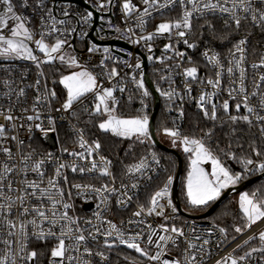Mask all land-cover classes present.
Listing matches in <instances>:
<instances>
[{"label": "built area", "instance_id": "1", "mask_svg": "<svg viewBox=\"0 0 264 264\" xmlns=\"http://www.w3.org/2000/svg\"><path fill=\"white\" fill-rule=\"evenodd\" d=\"M81 1L91 10L71 1L55 2L53 0H42L41 5V0H28L27 6H22L23 0H12V3L16 13L28 21L27 27L33 31L34 39L26 41V43L33 50V54L40 59H45V57L37 49L35 40L40 39L42 32L47 33L49 30L51 25V20L48 18L49 9L56 20L64 21V24L56 25L60 31L45 35V42L52 45L58 38L66 40L67 43L63 45L61 53H59L65 56V61L70 57H74L80 68L87 69L97 78V84L101 88H113V94L117 101L115 112L113 113L115 116L136 118L146 115L150 123L154 99L145 83L144 61H146L150 78L152 79L151 74L155 75L162 83L163 93H174L171 99L167 96L166 99L172 107L173 113L175 112L173 115V120L176 123L175 129L180 132L181 136H187L185 132L187 105L197 106V99L202 92L211 93L215 91L216 95L213 97V102L217 104L218 108L222 109L220 107L222 102L229 100L230 109L233 108L235 110L236 101L229 98L228 89L233 86L231 83L233 80H238V70H234V74L231 76L226 71L224 72L219 90L213 89L206 83H201L200 81L207 78L215 79V72L217 71L205 59L204 52L207 51L209 55L213 53L219 54L221 62L226 69L229 66V60L232 58L230 52L234 51V46L241 39L247 38L245 46L246 59L243 66L246 69L245 85L249 93L254 90V82H259V74L264 73V68L254 69L252 67L254 63L259 62L260 56L264 55V41L259 42V39L254 37L253 34H246L238 39L231 49L225 47L220 49L196 37L194 32L195 22L218 17L234 23L227 13H221L217 10L215 12L206 11L203 16L198 13L194 14L191 20V31L184 38H180L175 35L176 30H173L171 34H155L156 28L160 23L175 21L181 17L183 8L179 3L160 8L159 4L167 3L168 0H158L157 5L149 8L151 15L143 17L144 24L141 27L139 17L146 7L143 4V0H131L136 5L137 11H133L130 14H125L123 10L124 0H112L111 4L103 0L105 7L102 9L97 8L98 2H102V0ZM225 6L231 7V3L229 2ZM253 6L264 8V4H260L259 0H254ZM4 7L0 3V13H2ZM188 7L190 8L191 5ZM65 12L68 15H65ZM88 12H92V17L85 20L84 17ZM94 12L97 14V20ZM237 14L242 18L241 24L260 28L259 35L264 37V28L253 25L250 15L240 10H237ZM245 16L248 18L245 19ZM42 17L44 22H42ZM9 23L11 25V21ZM3 34L10 35V32L5 28L3 29ZM149 34H154L153 39H140V37H146ZM184 39H187L190 44H194L195 47L189 48L183 43ZM112 41L120 42L126 47L117 44L112 45L110 44ZM133 41L138 42L134 43ZM167 45H171V48H166ZM105 48L109 51L105 52ZM90 49L93 50L90 51ZM178 52L184 53L183 57L178 56ZM137 64L140 65L139 68L136 67ZM191 66L198 68L196 81H192L184 75V69ZM63 68L67 69L69 66L66 62H61L58 59L52 63L41 64L38 69L36 63L31 60L0 57V111L8 114L9 110H11L10 114L16 118L13 121H5L3 116H0V124L5 125L7 137L0 138V149L9 148L13 157V159H9L7 154L0 150V171H2L5 163L9 164V166H15L16 171L8 174L7 180L4 181L5 193L15 198L19 193L15 191L8 192V181L12 182L13 189H17L23 187L22 182L25 179L39 180L38 175L32 172L31 168L34 162L41 159L45 160V164L41 169L45 173V183L42 187L46 186L48 177L54 176L55 168L59 162L76 163L87 169L90 167L91 160H96L98 164L101 163L99 160L100 156L111 161L109 166L111 176H102L98 170L73 173L70 168H66L62 170V176H67V182L65 183L62 177H57L59 186L64 190L63 202L71 204V208L67 210L68 215L77 219L84 235L88 236L89 232L95 233L96 228H100V233H96V240L87 239L80 246L79 252L73 251L68 253V255L77 258L82 257L90 261V264H160L159 261L149 260L134 249L120 244L118 240L113 244L112 248L105 247V237L102 233L108 230L109 226L103 221H111L115 224L125 234V238L140 233L141 247L146 248L150 255L160 251L155 244H147L148 235L153 230L156 232L153 240L157 241L160 235L174 236L172 233H165L161 229V225L183 229L184 236L175 238V244L171 241L167 242L164 253L161 256L162 260H179L180 264H186L185 249L188 241L197 246L191 250V253L196 255V261L193 264H216L218 260L229 253H232L234 257H238L244 255L245 252L250 251L253 247L259 248L262 246L258 238L251 240L247 245H243V241L248 236L258 234L259 231L264 230V220L246 229L243 233H238L233 239L227 232L221 233L219 229L222 227L210 222L208 219H194L182 215L173 199L172 187L174 180L169 186V196L160 201L161 204H165L163 215H148L145 212L139 217L134 216L133 213L139 210L140 205H144L145 208L148 207L150 197L153 195L149 194V192L159 183L166 172V160L159 153L151 150L130 165L132 166L143 160L145 167L140 172L127 173L126 169L123 173H119L115 161L105 153L100 138L91 135L90 130H92V127L85 125V121L89 120L87 117H93L98 120V124L101 120L107 118V114L104 116L94 114V104L96 103L94 93H86L68 111L57 110L61 109V105L67 96L64 87L61 86L62 91L58 89L54 76L56 71ZM112 69L117 72L115 77L110 76ZM40 72H43L42 76ZM37 80L40 81L39 85H36ZM5 81L8 83L5 84ZM152 81L155 85L153 79ZM139 82L143 83V88L138 86ZM189 86L191 87L190 93L188 92ZM21 88L24 89L23 96L19 95V89ZM121 88L124 91H120ZM51 90H55L57 93L55 98L48 96V92ZM144 91L148 92L147 96L143 94ZM258 92L264 93V82L261 83ZM38 96L42 98L40 102H37ZM259 99V94L252 97L250 104L258 108ZM131 110H136V115L130 114ZM243 110L246 112L242 107L240 111ZM181 112L183 115H181ZM37 113L40 117L38 120L28 121L26 119L27 116H35ZM90 113L92 114L90 115ZM246 114L248 113L246 112ZM85 116H87L86 119ZM50 120L52 123H50ZM252 121L251 126L263 146L261 151L264 152V134L260 132L261 124L255 120L254 116ZM80 123L85 126H81ZM37 124L41 125V127L37 128ZM29 127L31 130H29ZM53 128L54 130H51ZM46 134L55 135L56 148L53 149L42 139V135ZM81 134L88 145H92L94 142H99L101 145L98 152H93V155L88 157L87 160H81L78 156L69 154L85 152L87 156L86 150L81 148L78 143ZM110 134L113 135L112 133ZM13 136L17 139H11ZM113 136L125 141L137 139L135 136L130 138ZM206 137L205 132H201L195 138H203L205 141ZM18 141H23V145H19ZM150 141L153 143L152 139ZM183 147L182 145V149ZM29 153H31V159L27 161L28 170L26 174L20 173L19 169L24 167V164L21 163V158ZM49 154H51L50 157ZM153 154H155V158ZM252 159L258 163L260 160H264V156L257 157L254 155ZM244 170L245 174L251 177L264 173L257 170L255 165H250ZM133 183L137 184L136 188L131 187ZM76 184L92 185L95 188H100L102 185L107 184L109 188L115 187L118 191L109 196L108 193L101 194L89 189L72 187ZM122 184L126 187L121 188ZM161 188L156 189V191ZM124 192L127 193V196L123 195ZM102 196H109L106 205L101 204ZM128 196L132 197L130 201L127 199ZM167 199H171L172 205L177 209L176 212H173L172 208L167 206ZM120 200L125 201V203H119L118 201ZM0 203H6V201L0 198ZM28 203L36 205L39 202L34 198H30ZM44 204L48 206V201L45 200ZM88 205L90 207L87 208L86 206ZM97 205H100V207L98 208ZM19 210V202L17 201L16 206L13 207L8 215V219L17 220ZM183 211L191 215L198 214L185 208H183ZM97 212L101 213V219H97L95 215ZM31 218V216H28L23 219L29 220ZM88 221H91V223H88ZM45 230H47V225H45ZM8 231L9 229L6 227H0V256L7 249V245L3 241L15 240V237L8 236ZM28 231L27 250L37 251L38 257L32 262L21 261L17 258V264H50V250L56 244L55 238L49 237L46 240H38L31 235L33 231L31 226H29ZM55 231L59 232V225H57ZM114 239L115 237L110 238V240ZM204 240H208V244L205 245L203 243ZM66 243H72V241H66ZM161 243L163 245V242ZM238 244L243 245V247L237 248ZM17 247V244L13 243V250H16ZM84 247L90 248L93 255L83 254ZM233 249H236V251H233ZM96 252H104L107 259H102L100 256L95 255ZM65 264H78V260L65 261ZM238 264H264V253H252L250 257L238 262Z\"/></svg>", "mask_w": 264, "mask_h": 264}, {"label": "snow or ice", "instance_id": "2", "mask_svg": "<svg viewBox=\"0 0 264 264\" xmlns=\"http://www.w3.org/2000/svg\"><path fill=\"white\" fill-rule=\"evenodd\" d=\"M106 2L111 4L112 0H106ZM229 2L231 3V7L225 6ZM0 3L5 6L2 13H0V57L5 59L22 58L31 60L36 63V67L38 69L40 68L41 64L52 63L57 59L61 62H66L69 67H80L74 57H70L67 61H65V56L63 54H59L61 53L63 45L67 43L66 40L58 38L52 45H49L45 42V35H50L51 33L60 31L56 25L64 24L63 20H56V18L52 16L50 9L48 11V18L51 20L49 30L47 33L42 32L40 34V39L35 40L37 49L39 52L43 53L45 57V59H40L33 54V50L26 43V41H32L34 39L33 31L27 27L28 21L16 13L12 0H0ZM27 3L28 0H23L22 6H27ZM157 3L158 0H143V4L146 5V7L143 9V12L139 17L141 27L144 24L143 17L150 16L151 12L149 11V8L157 5ZM176 3H179L183 8L181 17L175 21L160 23L156 28L155 34H171L173 30H176L175 35L180 38H184L192 29L191 20L194 14L198 13L200 16H203L206 11L215 12L217 10L221 13L229 14L237 29L240 28L242 22V18L237 14V10L250 15L253 25L264 28V8L254 7V0H215V2L214 0H168L167 3L159 4V7L164 8ZM259 3L264 4V0H259ZM189 5H191L190 8L188 7ZM104 7L105 2H103V0L102 2H98V9H102ZM122 7L125 14H130L133 11H137L136 5H134L131 0H124ZM65 15H68V13L65 12ZM91 17L92 12H88L84 19L88 20ZM244 18L247 19L248 17L245 16ZM41 19L42 22H44L43 17ZM10 21L11 25L9 23ZM225 24H228V20H225ZM208 27H212V25L209 23ZM5 28L9 30L10 35L3 34V29ZM153 35L154 34H149L146 37L142 36L140 39L151 40L153 39ZM133 42L136 43L138 41ZM183 43L189 48L195 47V45L190 44L187 39H184ZM246 44L247 38H244L234 46V51L230 52V56L232 58L229 60V66L226 69L221 62L219 54L213 53L209 55L207 51L204 52L203 55L205 59L209 64L216 68L217 71L215 72V79L207 78L206 80L200 82L206 83L215 90H219L221 86V78L224 72L226 71L231 76L234 74V70H238V80H233L231 82L233 86L228 89V95L231 100L236 101L235 110L237 113H239L240 109L243 107L248 114L231 115L229 111V100H224L220 107L224 113L228 114V119L232 123L244 121L251 125L253 122L252 117L254 116L255 120L261 124L260 132L264 134V114H261L264 113V93L258 92L261 87V83L264 82V73L259 74V82H254V90L249 93L245 85L246 69L243 66L246 59ZM166 48H171V45H167ZM92 50L93 49H90V51ZM104 51L108 52L109 50L105 48ZM177 55L183 57L184 53L178 52ZM136 67L139 68L140 65L137 64ZM252 67L254 69L264 68V55H261L259 62L254 63ZM40 75L42 76L43 72H40ZM116 75V70L112 69L110 76L115 77ZM184 75L187 78H190L192 81H196L198 78V68L196 66L188 67L184 69ZM59 82L64 86L65 89H67V96L64 103L61 105V109H57L58 111H68L72 109L74 103L79 101L81 97H83L86 93L93 92L96 100V103L94 104V114L100 116L107 114V118L101 120V122L98 124V127L101 130L104 132H110L118 137L130 138L135 136L138 140H140L141 143L144 142V139H151L148 127V117L144 115L132 119L117 118L113 114L115 112V104L117 103L113 94V88H101L97 84V78L91 72L83 69L72 72L69 75L63 76ZM7 83L8 82L5 81V84ZM39 83L40 81L37 80L36 85H39ZM138 86L141 88L144 87L142 82H139ZM97 89H99V91H97ZM120 91H124V89L121 88ZM188 92H191L190 86L188 87ZM143 94L147 96L148 92L144 91ZM258 94L260 99L257 108V106H252L250 104V100L252 97L257 96ZM19 95H24L23 88L19 89ZM56 95L57 93L55 90L48 92V96H51L52 98H55ZM162 95H165L171 99L174 93L166 92L162 93ZM215 95V91L211 93L202 92L197 99V106L203 111L204 116L213 121L218 119V106L213 102V97ZM41 99L42 98L38 96L37 102H40ZM207 105H210V111ZM25 111H27V109H25ZM10 113L11 110H9L8 114L0 111V116H3L5 121H13L16 118ZM91 114L92 113H90V115ZM181 115H183L182 112ZM39 118L40 117L38 113L35 116L29 115L26 117L28 121H32L34 119L38 120ZM50 123H52L51 120ZM36 127L40 128L41 125L37 124ZM29 130H31L30 127ZM51 130H54V128ZM163 132L165 135L173 138V145H176L177 141H179V143L184 146V152L192 154L189 157L191 170L189 171L187 177V198L191 205H207L210 201H214L219 198L222 189L227 188L230 184H235L241 178L239 174H233L227 167H225L222 160L218 157V155L214 154L211 147H209L204 142L203 138L197 139L189 136H181L178 130L167 127L163 128ZM211 134V130H209L207 133H205V136L210 137ZM0 138H7L4 124H0ZM11 139L16 140L17 138L13 136ZM23 143V141H18V144L21 146ZM78 143L81 148L86 150L87 156L85 155V152H73L69 154L72 156H78L81 160H87L88 157L93 155V152H98L101 147L99 142H94L92 145H88L82 134L80 135ZM0 150L6 153L9 159H13L11 150L9 148H2ZM65 151H67V149H65ZM220 151L224 152L223 149H220ZM252 153L257 157L264 156V152L255 147L252 148ZM224 154L226 156H230L232 159H237L234 153L224 152ZM50 156L51 154H49V157ZM153 157L155 158V154H153ZM30 159L31 153L24 155L21 158V163L24 164V167L19 169L20 173L26 174L28 170L27 161ZM99 160L101 162L99 164L96 162V160H91L90 167L87 169L77 165L76 163L68 164L65 162H59L55 168L54 176L47 178L46 186L44 187H42V185L45 183V173L41 169L45 164V160L41 159L36 161L34 162L31 171L38 175L39 180L25 179L22 182L23 187L17 189H13L12 182L8 181V192L15 191L19 193V195H17L15 198L5 193L4 181L7 180L8 174L16 171V168L15 166H9L7 163L3 165L2 171H0V198L4 199L6 203H0V227H6L9 229L8 236L15 237V240L9 239L3 241V243L7 245V249L5 250L4 254L0 256V264H17V258L26 262H32L36 260L38 257L37 251L27 250L29 226H31L33 229L31 235L38 240H46L49 237L55 238L56 244L50 250V264H65V261L70 262L73 260H78V264H90V261L83 259L82 257L77 258L75 256L68 255V253L73 251L79 252L80 246L89 238L96 240V233H100V228L97 227L95 233L89 232L88 236L84 235L83 230H81L79 227L77 219L68 215L67 210L71 208V204L63 202L64 190L59 186L57 177H62L66 183L67 176H62V170L66 168H70L73 173L77 171L84 173L85 171L92 172L98 170L102 176H111V172L109 170L111 161L107 160L103 156H100ZM208 161H210L212 165L211 173L206 172L201 167V164ZM239 162L242 163L246 169L250 165H255L257 170L264 172V160H260L257 163V161L253 160L251 157H245L240 159ZM144 167L145 162L141 160L139 163L129 166L127 168V173L140 172ZM171 183L172 177H168L164 186L150 197L148 207L145 208L144 205H140L139 210L133 213V215L139 217L145 212H147L148 215H163L165 204H161L160 201L169 196V186ZM72 187L77 189H89L101 194L108 193L109 196L111 194H115L118 191V189L115 187L109 188L107 184L102 185L100 188H95L92 185L80 184L73 185ZM125 187V185H121V188ZM131 187L136 188L137 184L133 183ZM123 195L127 196V193L124 192ZM109 196H102L101 204L106 205ZM30 198L36 199L39 203L36 205H30L28 203ZM127 199L130 201L132 197L128 196ZM45 200L48 201V206L44 204ZM17 201L19 202L20 210L17 220L14 221L8 219V215L11 213L13 207L16 206ZM118 202L121 204L125 203L123 200ZM166 204L168 207L172 208L173 212L177 211V209L172 205L171 199H167ZM97 207L99 208L100 205H97ZM240 208L243 212V218L246 222L243 226L234 227V231L236 233H243L246 229H249L253 225H256L258 222L264 220V199L258 198L255 192L252 194L244 193L240 196ZM95 215L97 219H101L100 212L95 213ZM28 216H31L32 218L29 220L23 219L24 217ZM88 223H91V221H88ZM103 223H107L109 226L108 230L102 233L105 237V247L112 248L113 244L118 240L120 244H124L130 249H134L142 256H146L149 260L159 261L160 264H180L179 260H162L161 256L162 253H164V248L166 247L167 242L171 241L173 244H175V238L184 236L183 229L177 228L175 226L166 227L161 225V229L165 233H172L174 236L160 235L157 241L153 240V236L156 235L155 230H153L151 234L148 235L147 244H155L156 248L160 249V251L156 252L154 255H150L146 248L141 247L140 233H136L134 236H128L125 238V234L120 231L111 221H103ZM45 225H47V230H45ZM57 225H59L58 233L55 231ZM219 231L221 233H225L226 229L220 228ZM112 237H115V239L110 240ZM257 238L262 245L261 247H253L250 251L245 252L244 255L238 257H234L232 253H229L227 256L218 260L216 264H238V262L244 261L250 257L252 253H264V230L259 231L258 234L248 236V238L243 241V245H247L251 240ZM197 239H199V237H197ZM233 239H235V237H233ZM66 241H72V243H66ZM161 242H163V245ZM13 243L17 244L18 246L16 250H13L12 248ZM203 243L205 245L208 244V240H204ZM243 245L238 244L236 247L241 248ZM196 247L197 246L191 241L187 242V248L185 249L186 264H193V262L196 261V255L191 253V250ZM233 251H236V249H233ZM83 254L91 256L93 255V252L90 248L84 247ZM95 255L100 256L102 259H107L104 252H96Z\"/></svg>", "mask_w": 264, "mask_h": 264}, {"label": "trees", "instance_id": "3", "mask_svg": "<svg viewBox=\"0 0 264 264\" xmlns=\"http://www.w3.org/2000/svg\"><path fill=\"white\" fill-rule=\"evenodd\" d=\"M225 20L226 19L214 17L195 22L194 32L196 37L201 38L205 43L215 45L220 49L222 47L231 49L235 45L236 41L246 34H253L254 37L259 39V42L264 41V37L259 35L260 28H254L248 24H241L240 28L237 29L235 24L230 21H228V24L226 25ZM209 23L212 25V27H208ZM66 72L67 69L63 68L56 71L55 73L56 82L60 91H62V87L59 82L60 76ZM151 77L155 82V87L159 91L161 98V108L155 121V129L161 142L168 146L165 140L160 137V133L163 132L164 127L170 129L176 128V123L173 120V115L175 112L173 113V110H171L172 107L168 104L166 96L161 94V92L163 93L162 83H160L158 77L152 74ZM207 107L210 111V105ZM229 111L231 115L246 114L244 110L237 113L233 108ZM130 114L133 116L136 115V110H131ZM217 116L218 119L213 121L209 118H206L203 114V111L199 107L189 104L186 108L185 132L187 136L195 138L199 135V133H207L209 130H211V136H207L204 142L209 147H211L214 154L218 155L225 167H227L230 172H245V166L240 163L239 160L245 157L253 158L254 154L252 153V148L255 147L259 150H262L263 146L259 141L255 130L248 123L244 121L232 123L228 119V114L224 113L220 108H217ZM86 117L87 116H85V119ZM87 119L89 120L85 121V125L92 127L90 134L100 138V142L102 143L105 153L115 161L119 173H123L128 168V166L136 162L141 156L151 150L156 151L166 160V172L161 177L159 183H157V185L150 190L149 194L152 195L156 189L163 187L168 177H174L176 175L178 169L176 158L159 150L149 139H144L143 143H141L138 139L125 141L114 137L109 132H102L98 127V120L94 119L93 117H87ZM80 125L85 126L83 123H80ZM176 149L181 153L184 160L182 181L179 187V198L182 207L193 213H204L210 209L217 199L210 201L207 205L202 206L194 207L189 204L187 200L186 179L191 169V163L189 161L191 154L185 153L180 148ZM220 149H223L224 152L234 153L237 159H232L230 156H226L224 152L220 151ZM250 178L252 177L247 176L244 173L242 179H240V182L243 183ZM247 191L251 193L255 192L257 193L258 198L264 199V179L252 185L247 189ZM235 207L236 206L233 204L231 197H229L207 219L210 222L225 228L228 235L234 237L238 234L234 231V227L243 226V222L245 221L242 210L236 209Z\"/></svg>", "mask_w": 264, "mask_h": 264}, {"label": "water", "instance_id": "4", "mask_svg": "<svg viewBox=\"0 0 264 264\" xmlns=\"http://www.w3.org/2000/svg\"><path fill=\"white\" fill-rule=\"evenodd\" d=\"M53 1H55V2L71 1V2H75L79 5L87 8V9H90L81 0H53ZM94 15H95V18L97 20V14L95 12H94ZM110 44H112V45L117 44V45L125 46L124 44H122L120 42H115V41H112ZM144 70H145V76H144L145 83H146L147 87L149 88V90L153 96V99H154V108H153V112H152V115L150 118V123H149L150 136H151V139L153 141V144L159 150L174 156L177 160L178 169H177V173L175 175V179L173 182L172 192H173V199L176 203V206L182 215L189 217V218H194V219H207L220 207V205L227 198L231 197L234 194H238V193H241L243 191H246L249 187H251L252 185L257 183L258 181L264 179V173H263L262 175L252 177L249 180H247V181H245L239 185L230 187L217 199V201L210 207V209L204 213H199V214H194V215L185 213L183 211V207H182V204H181V201L179 198V187H180V182H181L183 169H184V160H183L181 153L177 149H174V148H171V147L165 145L163 142H161V140L157 136V132L155 129V121H156L157 115H158L160 108H161V98L159 96V93H158L152 79L150 78V76L148 74L146 61H144ZM42 139L47 144H49L53 149L56 148V138H55L54 134L42 135ZM86 207L88 208V207H90V205H88Z\"/></svg>", "mask_w": 264, "mask_h": 264}, {"label": "rangeland", "instance_id": "5", "mask_svg": "<svg viewBox=\"0 0 264 264\" xmlns=\"http://www.w3.org/2000/svg\"><path fill=\"white\" fill-rule=\"evenodd\" d=\"M87 70V69H85V68H80V67H69V68H67V72L66 73H64L63 75H61L60 76V80H61V78L63 77V76H65V75H69V74H71L72 72H76V71H80V70ZM88 71V70H87ZM55 76V75H54ZM55 80H56V76H55ZM59 80V81H60ZM61 84V83H60ZM61 86L62 87H64L62 84H61ZM66 91H65V93H66V95H67V89H65ZM161 94H162V92H161ZM163 96H165V95H163ZM117 118H120V119H132V118H124V117H121V116H116ZM134 118V117H133ZM101 130V129H100ZM102 132H104L103 130H101ZM160 137L162 138V139H164L165 140V142L168 144V146H170V147H172V148H174V149H176V148H180V149H182V145L179 143V141H177V143H176V145H173V143H172V140H173V138H171V137H169V136H167V135H165L164 134V132H162V133H160ZM183 150V149H182ZM190 161V160H189ZM201 167L206 171V172H208V173H211V171H212V165H211V162L210 161H208V162H205V163H203V164H201ZM191 170V169H190ZM232 173V172H231ZM244 173L245 172H236V173H233V174H239L240 175V179H242V177H243V175H244ZM175 179V176L174 177H172V180H174ZM240 179L235 183V184H230L227 188H224V189H222L221 190V194H220V196L227 190V189H229L230 187H233V186H236V185H239V184H241V182H240ZM181 181H182V178H181ZM181 183V182H180ZM250 188V187H249ZM186 190H187V179H186ZM244 193H249V194H252L251 192H248L247 190L246 191H243V192H241V193H238V194H234V195H232L231 196V199H232V201H233V204L236 206L235 208L236 209H240L241 210V208H240V196L242 195V194H244ZM219 196V197H220ZM187 200H188V198H187ZM190 204V203H189ZM191 205V204H190ZM193 206V205H192ZM195 207V206H194ZM245 222L246 221H244L243 223L245 224Z\"/></svg>", "mask_w": 264, "mask_h": 264}]
</instances>
